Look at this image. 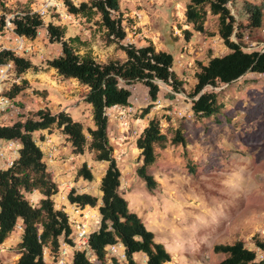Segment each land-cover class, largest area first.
Returning <instances> with one entry per match:
<instances>
[{"label":"rangeland","instance_id":"obj_1","mask_svg":"<svg viewBox=\"0 0 264 264\" xmlns=\"http://www.w3.org/2000/svg\"><path fill=\"white\" fill-rule=\"evenodd\" d=\"M81 1L86 0H73ZM188 1L120 0L121 10L130 20L123 43L141 46L151 42L158 50L165 47L174 58L173 70L183 81V91L174 93L165 83L158 82V98L144 115L143 109L151 101L146 88L137 83L129 87L128 107L107 110L108 138L121 172L119 191L128 201L130 210L171 254L173 264H215L224 255L213 253V247L237 240L243 241L262 259L264 251L256 248L252 238L257 236L264 240V74L247 73L231 84L205 88L216 93L222 109L216 116L196 117L188 94L196 82L197 63L205 64L211 56H222L229 50L215 36L218 23L211 15L206 21L207 35L192 33L194 36L188 41L184 39L183 32L188 30L184 7ZM261 2L230 0L227 4L242 35L241 41L235 35L232 40L240 42L246 52L264 50V13L261 26L250 28L245 11L246 3L259 5ZM4 3L9 13L2 10L0 14L6 19L25 9L39 14L46 0H4ZM41 18L44 26L34 41L27 42L32 51L24 56L40 70L11 77L4 89L5 96L9 97L6 94L14 85L25 88L13 98L16 109L0 114V125H11L47 108L53 114L69 113L85 130L93 128L91 107L84 102L87 89L74 79H63L45 65L61 52L59 43L49 41L46 25L51 22L64 27L65 38L79 36L85 45L74 43V46L81 55L91 52L98 61L104 62L123 59L124 54L116 45L106 42L103 30L93 22L69 15L62 0H56V5ZM186 44H189L187 49ZM23 81L27 83L24 85ZM153 118L159 121L168 142L164 148L156 146L154 149L156 160L148 167V173L157 181V186L148 191L136 173L142 164L136 140ZM176 130L185 138V148L171 144ZM33 138L57 185L58 193L52 197L55 209L67 208L72 212L67 201L71 188L87 187L93 195H99V181L107 163L94 161L87 148L83 155H75L66 138L55 128L35 132ZM82 162L92 171L91 184H79L76 173ZM19 234L17 226L0 250V264H14L19 254ZM78 246L69 251L66 264H70L73 250H84L95 262L89 249ZM108 254L113 255L110 250ZM52 255L44 250L46 264L54 263ZM115 257L121 263L124 261L118 254Z\"/></svg>","mask_w":264,"mask_h":264},{"label":"trees","instance_id":"obj_2","mask_svg":"<svg viewBox=\"0 0 264 264\" xmlns=\"http://www.w3.org/2000/svg\"><path fill=\"white\" fill-rule=\"evenodd\" d=\"M69 15L81 18L87 23H94L103 30L106 42L114 44L124 54L123 59L98 61L91 52L79 54L74 43L84 46L79 36L65 38L67 30L54 23L46 25L51 43H59L61 52L47 60L45 65L54 69L63 79H74L87 89L84 102L91 107L93 128L84 129L81 122L75 121L65 111L51 113L49 109H40L30 118L20 119L11 125H0L1 140H17L20 143L19 156L14 164L6 170H0V246L8 239L18 223L22 233L17 242L19 257L14 264H46L44 250L59 254L62 244L73 247L74 230L69 224L68 216L62 210L54 208L52 197L58 193L57 185L52 180L43 161V152L33 138L38 131L55 128L66 138L75 155H83L86 148L93 154L94 161L105 162L107 167L101 176L100 198L77 193L74 188L67 194L70 204L78 207H97L100 215L99 227L89 234L88 249L95 257L92 262L84 250H73L70 264H118L115 256L108 254L111 246L121 243L125 259L121 264H141L137 255L145 257L144 264H170L173 257L165 247L155 240V235L148 230L141 218L130 210L128 201L120 193L121 172L113 155L109 142L107 127V110L130 105V86L140 83L151 101L143 114L149 113L159 94L158 82L169 86L174 93L183 91V81L173 70L174 58L164 51L157 50L149 42L136 46L124 44L127 26L130 20L121 10L120 0H86L78 3L62 0ZM230 0H190L185 7V21L190 27L184 30L183 37L188 41L192 33L207 35L206 21L208 15L217 18L216 35L229 50L222 56H211L207 63H197L194 72L195 85L188 97L191 110L196 117L207 118L220 113L222 105L217 101L216 93L206 91L207 87L228 85L247 73L264 74V51L246 52L241 41L234 16L227 4ZM5 8L0 0V11ZM247 27L259 28L264 13V0L261 4H245ZM5 23V16L0 14V29ZM14 32L27 41H34L37 32L44 26L41 16L25 9L10 19ZM212 35V34H211ZM214 35V34H213ZM12 62L14 74H25L40 68L24 56L12 51H0V65ZM24 85L27 83L23 81ZM25 86L14 85L8 98H15ZM168 139L161 132L159 121L149 120L136 140L142 164L137 168V176L145 183L148 191L157 186V181L148 173V167L156 160L155 147L164 148ZM171 144L186 147V141L180 130H176ZM78 178L92 182L93 174L84 162L76 173ZM37 191L41 194L38 204L33 205L27 195ZM254 245L264 251V240L257 236L252 238ZM213 253L222 254L224 258L215 264H264V258L258 259L254 250L247 248L243 241L231 244H217Z\"/></svg>","mask_w":264,"mask_h":264},{"label":"built area","instance_id":"obj_3","mask_svg":"<svg viewBox=\"0 0 264 264\" xmlns=\"http://www.w3.org/2000/svg\"><path fill=\"white\" fill-rule=\"evenodd\" d=\"M55 5H56V0H46V3L42 5L41 8L39 9L40 10L39 15L43 16L47 14L48 9L53 8ZM31 13H36V12H31ZM10 19L11 18H6L3 28L0 29V51L9 50L18 56H25L32 51V48L30 47L29 44H27V42L29 41H27L23 36H19L14 32L10 23ZM39 34H40V29L37 32V35ZM4 41L7 42L6 45L2 44V42ZM185 49H187V45L185 46ZM13 76H15V74H14V65L12 62H8L0 65V114L10 112L16 109L13 103V99L8 98L7 96L4 95V89L6 88L8 82L11 80V77ZM117 107L122 108L121 106H115L112 108H117ZM20 147H21L20 143L17 140L0 139V170H6L7 168L11 167L14 164V162L18 159ZM7 151L10 152L7 153ZM70 209L72 211L71 213L68 211L67 208H63L62 211L65 212L66 215L68 216L69 224L74 230L73 243L77 244V246L80 245L82 249L86 250L88 249L87 241L90 234V230L88 228V225L90 224L87 223V220L93 219L94 221L95 217L91 218L89 212L87 211L83 212L82 210L84 208L78 207L75 204H71L69 210ZM96 223H98V221H95V224ZM75 247L74 246L70 247L66 244H63L61 246L59 254L52 255L51 258L54 260V263L52 264H66V262L68 261L67 256L69 255V251ZM109 250L113 253V256H116V254H118L123 259H125V254L121 243L111 246Z\"/></svg>","mask_w":264,"mask_h":264},{"label":"crops","instance_id":"obj_4","mask_svg":"<svg viewBox=\"0 0 264 264\" xmlns=\"http://www.w3.org/2000/svg\"><path fill=\"white\" fill-rule=\"evenodd\" d=\"M183 1V0H182ZM190 1V0H189ZM188 1V2H189ZM184 3V2H183ZM185 8V7H184ZM185 10V9H184ZM185 13V12H184ZM188 27V29H190V27L189 26H187ZM45 30V29H44ZM46 31V30H45ZM195 34V33H194ZM194 34L192 35V36H194ZM186 45H189V44H186ZM142 46V45H141ZM158 50V49H157ZM163 50L165 51V47L163 48ZM34 65H35V63L34 62H32ZM83 163V162H82ZM105 171V170H104ZM104 173V172H103ZM103 173L101 174V176L103 175ZM101 179V178H100ZM81 182L84 184V183H89L88 181H85V180H83L82 178H79V184L81 185ZM92 182H90V184H91ZM99 184H100V181H99ZM85 188V187H84ZM82 186H80V189L79 190H76L78 193H88V194H91V195H93L91 192H90V190L86 187L85 189H84ZM94 196H96V197H98V198H100V190H99V195L97 194V195H94ZM27 197H28V199H29V201L33 204V205H37L38 204V202H39V199L41 198V194L39 193V192H37V191H34L33 193H31V194H28L27 195ZM69 205L71 206V204L69 203ZM83 212H89V215H90V217L92 218V217H95L94 218V221H93V219H89V220H87V223L88 224H90V233L91 232H93V231H96L97 229H98V227H99V221H100V215H99V213H98V208L97 207H94V208H91V207H89V206H86V207H84V209L82 210ZM83 220V219H82ZM95 221H98V223H96L95 224ZM17 226L19 227V237H18V240H19V238H20V236H21V233H22V227H21V224L20 223H18L17 224ZM17 226H16V228H17ZM13 233V232H12ZM11 233V234H12ZM10 237V236H9ZM8 237V238H9ZM8 240V239H7ZM7 240L0 246V250H2V248H4V246H5V244L7 243ZM18 242V241H17ZM18 257H19V254L16 256V258H15V262L17 261V259H18ZM0 258H1V256H0ZM136 260L138 261V262H140L141 264H144L145 263V257L144 256H142V255H137L136 256ZM14 262V263H15ZM70 262H71V260H70ZM174 262H172V263H170V264H173Z\"/></svg>","mask_w":264,"mask_h":264},{"label":"bare ground","instance_id":"obj_5","mask_svg":"<svg viewBox=\"0 0 264 264\" xmlns=\"http://www.w3.org/2000/svg\"><path fill=\"white\" fill-rule=\"evenodd\" d=\"M111 109V108H110Z\"/></svg>","mask_w":264,"mask_h":264}]
</instances>
